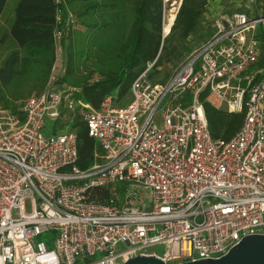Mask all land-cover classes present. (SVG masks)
Returning a JSON list of instances; mask_svg holds the SVG:
<instances>
[{
  "label": "built area",
  "instance_id": "obj_1",
  "mask_svg": "<svg viewBox=\"0 0 264 264\" xmlns=\"http://www.w3.org/2000/svg\"><path fill=\"white\" fill-rule=\"evenodd\" d=\"M213 22L210 38L164 84L148 80L150 64L131 83L128 103L116 107L106 96L82 114L101 150L88 170L76 167L74 133L44 136L62 105L76 106L55 75L21 103L22 120L0 108V264H125L140 256L184 264L264 236V14L235 11ZM203 94L215 110L244 114L230 140L211 138ZM123 185L147 192L150 206L118 201ZM94 190L108 198L95 200ZM42 235L52 236V249L35 242ZM159 246L161 255L152 251Z\"/></svg>",
  "mask_w": 264,
  "mask_h": 264
},
{
  "label": "trees",
  "instance_id": "obj_2",
  "mask_svg": "<svg viewBox=\"0 0 264 264\" xmlns=\"http://www.w3.org/2000/svg\"><path fill=\"white\" fill-rule=\"evenodd\" d=\"M209 1L214 0H180L173 25L163 36L164 0H0V108L16 113L21 103L42 93L55 75L57 85L77 90V116L71 120L76 167L90 169L101 162V150L88 137L82 114L97 110L106 96L116 107L128 103L131 83L150 64L148 80L164 84L174 71L164 81H153L154 75L190 53L188 41ZM60 45L65 62L59 71ZM94 75L98 80H93ZM205 97L201 95L200 103L211 138L230 140L242 126L244 114L215 110ZM63 121L67 128L70 120ZM108 195L106 190L92 193L101 202Z\"/></svg>",
  "mask_w": 264,
  "mask_h": 264
},
{
  "label": "rangeland",
  "instance_id": "obj_3",
  "mask_svg": "<svg viewBox=\"0 0 264 264\" xmlns=\"http://www.w3.org/2000/svg\"><path fill=\"white\" fill-rule=\"evenodd\" d=\"M165 2V13L163 15V27L168 26V31L170 27L172 26L171 22L173 20V17H175L177 6L180 2V0H164ZM205 12L202 15L200 19V26L197 30V32L192 35L188 41V47L190 48V53L184 57H181L178 59V61H174L172 64H166L163 67H160L158 69V74L154 75L153 81H164L166 74H171L176 68H178V65L181 64L189 55L192 54V51L198 47L199 45L203 44L210 38V36L213 34L214 26L213 21L220 17V15L223 14H231L235 13V11L245 13L246 15H254L262 12L263 5L262 0H214L209 1L207 6L205 7ZM164 29V28H163ZM162 29L163 33L164 30ZM167 31V32H168ZM169 33V32H168ZM166 33V34H168ZM166 36V35H165ZM204 37V38H203ZM63 58H65V54L63 52ZM62 58V59H63ZM63 62H65V59H63ZM187 100V99H186ZM1 105V104H0ZM70 112H64V116L62 120H73L76 118L77 113L75 111V108L72 110H68ZM78 113H80L78 111ZM66 121H61V123ZM59 121H52L48 120L45 122L44 125V136L49 137L53 134L55 135H62L64 132L68 130H73L72 123H69L67 128H64ZM116 191V199L118 201L124 202V198L129 196L127 201L132 202L134 205H146L150 206V200L149 195L147 192H145L141 188H137L135 186H117L115 188ZM132 198V199H131ZM126 202V201H125ZM26 211H29V205H26ZM49 239H52L51 235H42L37 238L35 241L36 243L43 242L46 244V247L48 250L52 249L51 242L49 243ZM154 253H157L161 255L164 252L163 247H155V249L152 250Z\"/></svg>",
  "mask_w": 264,
  "mask_h": 264
},
{
  "label": "water",
  "instance_id": "obj_4",
  "mask_svg": "<svg viewBox=\"0 0 264 264\" xmlns=\"http://www.w3.org/2000/svg\"><path fill=\"white\" fill-rule=\"evenodd\" d=\"M175 18V17H174ZM174 21V20H173ZM173 25V24H172ZM167 35V34H165ZM125 264H164L159 258L140 256L127 260ZM184 264H264V236L247 235L219 259H203Z\"/></svg>",
  "mask_w": 264,
  "mask_h": 264
},
{
  "label": "crops",
  "instance_id": "obj_5",
  "mask_svg": "<svg viewBox=\"0 0 264 264\" xmlns=\"http://www.w3.org/2000/svg\"><path fill=\"white\" fill-rule=\"evenodd\" d=\"M260 14H264L263 12H261L260 11ZM173 23V22H172ZM171 28V27H170ZM163 29V28H162ZM162 33H163V31H162ZM164 34V33H163ZM163 36H165V34L163 35ZM63 49H62V47H61V45H60V47H58L57 48V54H56V57H57V70H61V67H62V65H64V62H63V59H65V58H63ZM63 58V59H62ZM1 63V62H0ZM93 80H98V76L97 75H94V77H93ZM59 86H61V87H65V86H63V85H59ZM65 88H68V87H65ZM69 89H71V90H73V93H72V95H71V98L75 101V103H76V101L77 100H75V98H74V94L75 93H77V90H74V89H72V88H69ZM130 99V98H129ZM21 105V104H20ZM76 107V106H75ZM19 109H20V107H19ZM20 111V110H19ZM19 111H17L16 113H13L14 115H17V116H19L20 117V119L22 120L23 119V116L21 115V113L19 112ZM70 112V111H68L65 107H64V105H62V107L60 108V110H59V115H60V117L57 119V120H55V121H59L60 123H61V121H63L62 119H63V117H62V115H61V113H63V112ZM81 111V110H80ZM79 111V112H80ZM69 123H72L71 121H69ZM62 124V123H61ZM66 132H72V133H75L73 130H68V131H66ZM66 132H64V133H66Z\"/></svg>",
  "mask_w": 264,
  "mask_h": 264
},
{
  "label": "bare ground",
  "instance_id": "obj_6",
  "mask_svg": "<svg viewBox=\"0 0 264 264\" xmlns=\"http://www.w3.org/2000/svg\"><path fill=\"white\" fill-rule=\"evenodd\" d=\"M163 28H164V29H163V30H164V34H166L167 31H168V26H164Z\"/></svg>",
  "mask_w": 264,
  "mask_h": 264
}]
</instances>
